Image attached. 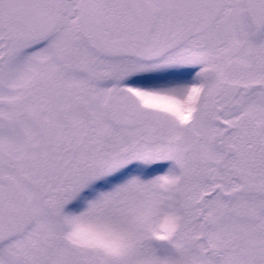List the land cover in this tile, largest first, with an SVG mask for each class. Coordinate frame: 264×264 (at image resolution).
I'll list each match as a JSON object with an SVG mask.
<instances>
[{
    "label": "snow or ice",
    "instance_id": "snow-or-ice-1",
    "mask_svg": "<svg viewBox=\"0 0 264 264\" xmlns=\"http://www.w3.org/2000/svg\"><path fill=\"white\" fill-rule=\"evenodd\" d=\"M0 264H264V0H0Z\"/></svg>",
    "mask_w": 264,
    "mask_h": 264
}]
</instances>
